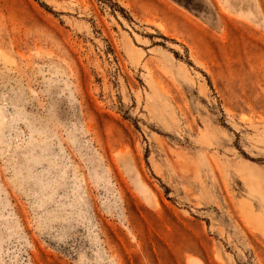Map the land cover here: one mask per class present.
Returning a JSON list of instances; mask_svg holds the SVG:
<instances>
[{
  "label": "rangeland",
  "instance_id": "obj_1",
  "mask_svg": "<svg viewBox=\"0 0 264 264\" xmlns=\"http://www.w3.org/2000/svg\"><path fill=\"white\" fill-rule=\"evenodd\" d=\"M0 264H264V0H0Z\"/></svg>",
  "mask_w": 264,
  "mask_h": 264
}]
</instances>
